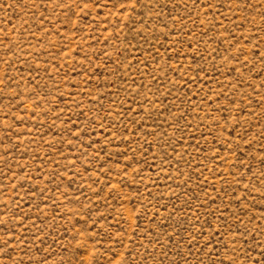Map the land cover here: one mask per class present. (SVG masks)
<instances>
[{
  "label": "rangeland",
  "instance_id": "obj_1",
  "mask_svg": "<svg viewBox=\"0 0 264 264\" xmlns=\"http://www.w3.org/2000/svg\"><path fill=\"white\" fill-rule=\"evenodd\" d=\"M0 264H264V0H0Z\"/></svg>",
  "mask_w": 264,
  "mask_h": 264
}]
</instances>
